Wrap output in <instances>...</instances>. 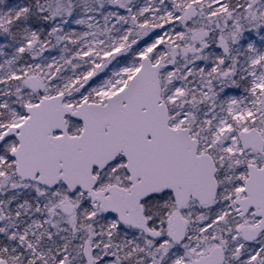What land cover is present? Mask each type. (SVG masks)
<instances>
[{
	"label": "snow or ice",
	"instance_id": "obj_1",
	"mask_svg": "<svg viewBox=\"0 0 264 264\" xmlns=\"http://www.w3.org/2000/svg\"><path fill=\"white\" fill-rule=\"evenodd\" d=\"M0 264H264V0H0Z\"/></svg>",
	"mask_w": 264,
	"mask_h": 264
}]
</instances>
